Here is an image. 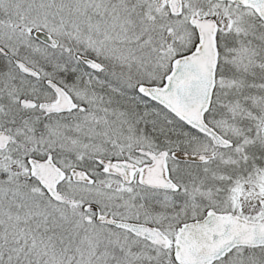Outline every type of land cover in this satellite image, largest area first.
Returning a JSON list of instances; mask_svg holds the SVG:
<instances>
[{"label": "snow or ice", "instance_id": "obj_1", "mask_svg": "<svg viewBox=\"0 0 264 264\" xmlns=\"http://www.w3.org/2000/svg\"><path fill=\"white\" fill-rule=\"evenodd\" d=\"M0 264H264V0H0Z\"/></svg>", "mask_w": 264, "mask_h": 264}]
</instances>
